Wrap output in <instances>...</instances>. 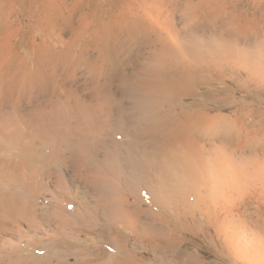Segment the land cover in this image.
I'll list each match as a JSON object with an SVG mask.
<instances>
[{
  "label": "bare ground",
  "instance_id": "1",
  "mask_svg": "<svg viewBox=\"0 0 264 264\" xmlns=\"http://www.w3.org/2000/svg\"><path fill=\"white\" fill-rule=\"evenodd\" d=\"M132 48L136 66L125 65ZM227 79L264 87V0H0V264H145L122 230L178 264H206L180 251L172 228L138 231L144 201L120 189L122 152L135 174L126 178L157 206L219 222L227 245L257 264L247 248L264 231L235 211L264 207V128L236 125L238 108L212 114L195 101L226 94L212 86ZM83 175L100 184L94 211L114 223L98 245L75 230L91 211L67 179Z\"/></svg>",
  "mask_w": 264,
  "mask_h": 264
},
{
  "label": "rangeland",
  "instance_id": "2",
  "mask_svg": "<svg viewBox=\"0 0 264 264\" xmlns=\"http://www.w3.org/2000/svg\"><path fill=\"white\" fill-rule=\"evenodd\" d=\"M132 49H130L129 54L124 57L125 65L130 64V63L134 64L133 66L139 65L140 59L137 56L138 50L137 49L132 50ZM81 69H82L81 71L84 72L86 69V66L83 65ZM118 83L119 82L115 79L113 83V88H112L113 94L116 93V96L121 95V91H120V88L118 87ZM75 86L77 87V90ZM75 86H74L75 88L73 89L79 94H81L82 97L84 98L86 97L87 98V99L85 98L86 100L90 101L93 98V97L91 98V95H92L91 89L89 88L87 89L83 85L81 86L75 85ZM223 86H226V87L228 86V89H229V91L226 92V94H223V92L221 93L222 96L224 95V98H222V96H219L220 94L216 93L218 91H215L213 95H210L209 97L199 98V99H196L195 101L202 103L203 108L202 107L201 108L204 111H209L212 114H216V113L231 114L234 110H236V108H238L241 112L243 111L244 113L243 114L244 122H241L239 119L238 121L236 118V121H238V123L236 122V125L240 124L238 125L240 127L248 126L249 127V128L247 127L248 129L250 128L256 129L260 127L264 128V95H263L264 87L259 88L256 85H253L252 87L244 88L243 86H241V84L237 83L236 80L231 81L228 79L220 84L215 83L214 86L212 87L215 90L218 87H223ZM201 90L204 93L207 91V88H202ZM87 91L90 92L89 95ZM233 98L237 101L236 102L237 104L235 105L236 107L235 106L225 107L226 102L230 101V99H233ZM193 100L194 99H190L189 101H193ZM36 112L37 111H34V113ZM34 113H32V115H27V117H33ZM80 117H78L77 119L82 118ZM34 123L35 125H39L40 121L38 120V121H35ZM80 124L81 122L79 123L75 122L72 124V126L78 127ZM119 135L120 134H117L118 140L120 139L122 140L123 136L122 135L119 136ZM121 147H122L121 145L115 146V144H114V147L107 146L108 151L116 150V148H121ZM119 155H120V161L122 160L121 163H122V169H123L121 173V177H120L121 180H117L118 184H120V189L121 188L122 190L124 189L122 192L126 193V195H129V196L131 195L132 200L135 203H137L138 200L144 201L142 205L139 204V206L137 207V210H140V212L138 211V213H140V219L137 222V228L140 233H142L143 230L156 228V227L160 229H164L165 227V229L167 230L172 228L173 230H175V233L172 236L173 239L180 241V251H184V252H187L188 254L196 256L199 260H201L202 262H205L206 264H209V263L210 264L212 263L213 264H247L248 263L246 262L247 260H245L246 259L245 255L244 256L240 255L239 253L235 252L233 247L232 249L231 246L227 245V243L225 242V238H223V233L220 230L219 222L213 223L212 221L207 220L204 214H201L199 211L197 212V210L193 209V207L191 206L190 207L187 206L184 208L183 206L177 207L175 205H169L168 209L160 208L159 206H157L154 200L152 199V195H150V193L147 192L146 187H145L146 185L142 184L138 179L134 178L133 181L130 182V180L126 178L134 174L133 173L134 170L130 168L131 164L130 165L128 164L131 158L129 154L126 152H124L123 154L122 152V154L120 153ZM137 164L133 163V165H137ZM88 170H89L88 172H92L94 168L89 167ZM85 175H83L84 177L81 179L78 185L74 184L71 181L69 182V178H70L69 176L67 179L70 185L68 186L71 188L72 192L74 191L73 193L76 194L78 199H80L83 205L85 206V209H86L85 213H87V211L88 212L91 211L89 212L90 214L87 213L89 215H87L85 218V223L87 220L89 221V222L87 221L86 223L87 225L81 226L80 224L76 226V229L75 228L74 229L79 232L81 231V239L83 242L86 243L87 239L93 238L94 241L91 242L92 245H95V244L98 245L99 244L97 242L98 237L104 236V238L106 239L108 236L107 230L110 227V225H114V223L112 221V215L110 211H105L102 208L99 209L100 212L98 211V213L94 211V206H93L94 202L93 200H91V197H94L96 195L95 191H98L100 189L99 187L100 184H97L96 186L94 183H90L89 179L87 180L85 179ZM86 181L89 183H87ZM96 187H98V189H96ZM68 206L69 207L71 206V208H73L74 206L75 208V203H70L68 204ZM188 209L191 213H194L195 216H193L192 214H189L190 212L188 211ZM241 209H238L237 211H235L236 218H240V221L247 220L248 221L247 224L249 223L248 225H252L254 227L257 226V228L258 226L259 227L261 226L260 227L261 230L264 231V228H263L264 227V221H263L264 220V215H263L264 207H258L257 203H255V206H254V203H253V204L248 205V208L242 207ZM241 212H244V214L241 215L242 214ZM77 213L80 214L82 212L78 210ZM81 222H84V221H81ZM82 228L84 229V232ZM122 231H123L122 233H124V235L127 238V240L125 241V244L128 246V248L132 250V253L141 262H144L145 264H172V263L178 264L176 263V260H175L176 258L175 256L172 255L173 254L172 252L169 253L168 257H166L164 254L157 251L155 247L153 248V245L146 238H145L146 240H144L143 239L144 237L142 238L139 235H135V234L133 235L131 232H128L127 234L126 230H122ZM262 239L264 242V238ZM262 239L258 240L259 242L261 241L259 243V248L260 247L264 248V243L262 242ZM261 243H262V246H260ZM259 248L258 249L257 247L247 248L249 250L250 258L252 257L254 259L257 257L260 258L262 255H264V251H262L264 249L263 248L259 249ZM252 249L253 251L255 250V252H253ZM251 251L252 253H255V254H252ZM258 253H260L261 256H259ZM46 254L47 253L45 252L44 255ZM258 258L255 259L257 261L256 263L264 264V256H262V258L260 259ZM30 260L31 259H29V261Z\"/></svg>",
  "mask_w": 264,
  "mask_h": 264
}]
</instances>
